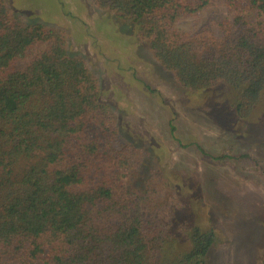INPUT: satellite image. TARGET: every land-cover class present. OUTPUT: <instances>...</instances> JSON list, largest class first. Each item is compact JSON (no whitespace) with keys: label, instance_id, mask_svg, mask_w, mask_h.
Here are the masks:
<instances>
[{"label":"trees","instance_id":"obj_1","mask_svg":"<svg viewBox=\"0 0 264 264\" xmlns=\"http://www.w3.org/2000/svg\"><path fill=\"white\" fill-rule=\"evenodd\" d=\"M92 1L136 27L184 89L237 91L240 119L264 105V0ZM219 9L222 21L180 28ZM68 43L0 0V264H208L211 230L195 228L186 253L168 247L166 181L134 187L137 151Z\"/></svg>","mask_w":264,"mask_h":264},{"label":"rangeland","instance_id":"obj_2","mask_svg":"<svg viewBox=\"0 0 264 264\" xmlns=\"http://www.w3.org/2000/svg\"><path fill=\"white\" fill-rule=\"evenodd\" d=\"M2 1L21 24L65 32L69 53L86 60L99 80L101 102L116 115L119 137L137 151L134 187L143 192L149 180L166 181L159 197L167 203L163 222L173 253L188 252L199 228L215 235L208 264H263V103L240 119L237 91L184 89L157 63L136 27L92 0ZM225 18L224 9L208 11L180 28L196 30Z\"/></svg>","mask_w":264,"mask_h":264}]
</instances>
